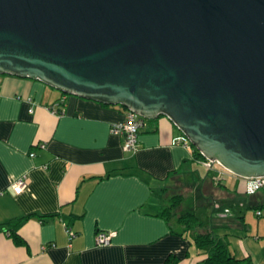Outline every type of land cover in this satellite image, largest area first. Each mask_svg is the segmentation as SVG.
<instances>
[{
	"label": "crops",
	"instance_id": "crops-1",
	"mask_svg": "<svg viewBox=\"0 0 264 264\" xmlns=\"http://www.w3.org/2000/svg\"><path fill=\"white\" fill-rule=\"evenodd\" d=\"M61 93L0 74V264H164L168 254L198 264L204 252L193 235L203 229L235 257L264 264V213H254L264 186L248 192L244 177L205 168L192 146L174 142L182 133L165 115L146 120L137 149L126 151L109 130L126 108L65 93L56 115L46 105ZM171 194L199 225L185 229L176 214L160 213ZM18 219L17 244L9 231ZM109 230L110 242L96 245L95 233Z\"/></svg>",
	"mask_w": 264,
	"mask_h": 264
},
{
	"label": "water",
	"instance_id": "water-1",
	"mask_svg": "<svg viewBox=\"0 0 264 264\" xmlns=\"http://www.w3.org/2000/svg\"><path fill=\"white\" fill-rule=\"evenodd\" d=\"M0 74L168 117L264 176V0H0Z\"/></svg>",
	"mask_w": 264,
	"mask_h": 264
},
{
	"label": "built area",
	"instance_id": "built-area-1",
	"mask_svg": "<svg viewBox=\"0 0 264 264\" xmlns=\"http://www.w3.org/2000/svg\"><path fill=\"white\" fill-rule=\"evenodd\" d=\"M64 96L65 93L62 92L54 102L46 105V109L56 115L62 113ZM28 110L31 111V108H28ZM145 124H146L145 117H143L138 113H135L132 110L125 109L122 119L112 122L109 126V130L114 134L121 135L122 149L130 152H134L138 147L137 133L141 128L145 126ZM174 142H178L184 146H190L189 141L183 134L178 135L174 139ZM39 145L43 146V143H40ZM32 154H33L32 152L29 153V155ZM195 159L205 168L215 170L217 174H222V172L226 170L216 160H210L204 157L202 154L201 157H197V158L195 157ZM244 179H245V190L248 192H252L257 188L264 186V176H249V177H244ZM24 183H25L24 175L15 177L10 184V188L12 192L15 194L20 192V190L24 186ZM254 213L255 215H261L262 213H264V210L256 208L254 209ZM66 233L68 237L72 235V231L69 228H66ZM113 235H114L113 230L98 231L94 235V243L96 245H106L110 242V238Z\"/></svg>",
	"mask_w": 264,
	"mask_h": 264
},
{
	"label": "trees",
	"instance_id": "trees-1",
	"mask_svg": "<svg viewBox=\"0 0 264 264\" xmlns=\"http://www.w3.org/2000/svg\"><path fill=\"white\" fill-rule=\"evenodd\" d=\"M148 120V119H146ZM190 146H192L190 144ZM195 157H201V154L192 146ZM179 194H171L166 205H161L160 213L168 216L170 213L176 214V219L183 224L184 228L195 227L199 225V219L191 211H176L179 205ZM40 217L46 215H38ZM25 218V216L23 217ZM20 219L14 223L9 234L14 243H23V239L16 233V227ZM194 245L204 252V256L198 261V264H250L247 258H237L226 248L224 242L209 230L203 229L195 231L193 235ZM176 257L168 254L164 259V264H174Z\"/></svg>",
	"mask_w": 264,
	"mask_h": 264
},
{
	"label": "rangeland",
	"instance_id": "rangeland-1",
	"mask_svg": "<svg viewBox=\"0 0 264 264\" xmlns=\"http://www.w3.org/2000/svg\"><path fill=\"white\" fill-rule=\"evenodd\" d=\"M193 146V145H192ZM225 171H227V170H225ZM263 210H264V208H263Z\"/></svg>",
	"mask_w": 264,
	"mask_h": 264
}]
</instances>
